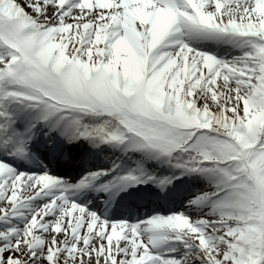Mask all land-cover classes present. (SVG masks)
Instances as JSON below:
<instances>
[{
	"label": "snow or ice",
	"instance_id": "snow-or-ice-1",
	"mask_svg": "<svg viewBox=\"0 0 264 264\" xmlns=\"http://www.w3.org/2000/svg\"><path fill=\"white\" fill-rule=\"evenodd\" d=\"M0 264H264V0H0Z\"/></svg>",
	"mask_w": 264,
	"mask_h": 264
}]
</instances>
